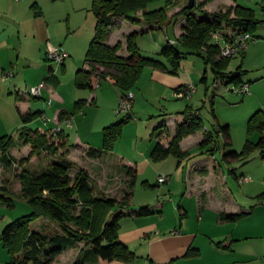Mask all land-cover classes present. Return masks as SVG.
<instances>
[{
  "label": "crops",
  "instance_id": "obj_1",
  "mask_svg": "<svg viewBox=\"0 0 264 264\" xmlns=\"http://www.w3.org/2000/svg\"><path fill=\"white\" fill-rule=\"evenodd\" d=\"M92 4L93 0H0V116L2 117V113L5 115V120L0 124V137L9 135L7 132L9 129L7 123L9 112L13 116V124L19 123V121L17 122L18 117L14 119L13 109L15 108L19 116L20 113H29L35 110L43 112L51 121L45 124L40 116L36 119L42 120L43 125L47 127L46 130L57 125L58 116L65 108L62 106L52 107L53 100L57 99L60 104H64L66 94L60 88L58 89L59 79L57 75L59 71L56 72V69L51 65L46 67L44 61L48 60L47 49L49 46L61 45L69 52L70 56L64 64L58 65L63 71L69 65L68 60L73 55H78L85 47L87 50L94 37L96 27V16L92 10ZM209 4L218 7L223 4L231 6L240 3L235 0H213ZM184 24L185 18L176 21V23L170 20L167 25L160 29L167 30L169 25H173L174 35L177 39L182 33ZM138 27L139 30L142 29L140 25L125 22L121 29L111 34L108 42L115 44L122 41L123 46L119 53L128 56L126 35ZM232 29L229 28V30ZM253 37L254 40L251 42H254L256 46L258 36L253 34ZM175 38L169 37L168 34L165 40L160 36L152 38L153 41L150 45L154 52L149 53L148 56L164 59L160 54L162 49L167 44L168 39L175 41ZM137 44L141 49L140 38L137 39ZM249 51L250 46L241 57L248 56ZM186 58H183L181 62ZM32 65H37L38 73L30 81V86H35L41 82L45 84L42 96L39 98H28L22 94V90L28 87L23 86L22 80L25 77V72ZM239 66L242 67V64ZM9 67L13 69L14 74L7 78L4 76V72ZM15 67H21L19 68L21 72L17 69L19 74L13 78L16 75ZM84 67L87 68L85 57L81 68ZM51 69L52 74H50ZM79 69L80 67L77 71ZM196 79L197 76L186 68L181 67L177 73H172L168 68L145 66L136 86L133 88L135 92L134 106L131 111L133 119H137V115H150L153 111H158L157 117L161 121L158 125L165 124L169 132L174 134L176 127L184 121L185 115L190 111L198 109L201 111L199 104L203 100L206 102L208 98L207 77H205L206 86L203 96L202 91L201 93L198 91ZM188 83L196 85L194 93L197 96L177 98L175 96L177 88ZM89 90V100L100 105V110L103 111L101 124L96 128L97 134H99L96 138L86 137L84 144L78 141L77 144L71 145L69 131L74 129L76 115L71 118L72 125L70 127L62 124L64 131L68 134L67 152L69 158L76 160L75 152L81 150L82 154L86 156L85 158L92 162L108 159H111L112 162L113 160L119 161L122 173L127 179L126 184L122 183V187L116 191L117 193H114V189L111 188L112 184L104 186L106 188L105 193L117 197L122 196L125 190H129V175L126 173L127 168L124 165L133 167L137 177L133 188L132 204L122 209L126 215L121 219L119 238L138 255V258L133 262L113 260L108 264L264 263V195L260 196L264 192V188L256 193V187L253 185L259 182L260 177H256L257 180L253 181L252 177L255 175L247 170L243 169L238 172V168L235 167L237 161L225 163L222 160L224 150H207L213 149L212 145L202 150L201 155L198 154V151L194 152L198 144L204 140L203 131H197L181 140V149L191 151L190 155L183 157L170 154L161 160L152 158L151 152L156 141L152 137V132L155 126L152 129L150 139L146 137L145 139L141 138V141L136 140L134 149H121L120 137L112 151L98 159L89 158L86 155V150L90 146L97 148L102 146L103 128L115 121L114 114H116L118 99L123 92L110 78L97 80L94 87ZM16 92L24 97L18 98ZM13 93H15L14 97ZM38 99L44 100L43 105L33 101ZM153 102H158L155 110H148L146 107L140 106V104L152 105ZM53 108L54 112L51 113ZM9 123L11 124L12 121ZM31 124L29 123L27 126ZM205 127L212 128L206 125ZM46 130L40 131L45 132ZM167 141L166 136L161 140L165 146H168ZM22 145L18 151L12 146L8 149L6 155L10 160L9 163L0 161V185L7 184L8 194L12 192L13 176L10 171L14 168H16V173L19 171V163L31 148L30 145ZM44 154L45 151L37 156L42 158ZM195 155L201 157L194 160L190 166V160ZM50 157L52 159L47 160L45 165H43L44 160L40 158L39 166L34 170L48 167L56 158L51 154ZM32 159L37 160L36 155ZM226 165H229L227 171L224 170ZM27 166H29V162ZM22 167L26 168L25 165ZM16 173L15 178H18ZM161 174L167 176L164 183L158 181ZM232 176L238 184H244L241 190L238 191L237 188H234ZM141 177H145L142 180L143 197L137 199L136 192ZM241 177L245 178L242 183L239 180ZM150 179L153 181L151 182ZM144 181H146V185L143 183ZM261 185L264 187L263 182ZM17 186V191L21 193L22 185L19 180ZM152 191H155L157 195L155 193L151 196ZM143 205H151L155 212L148 216L139 215L137 211ZM4 206L5 204L0 202V211H4ZM118 211L119 209L115 212ZM230 214L237 215L236 219L227 218V215ZM0 217L1 227L7 219V215L0 212ZM193 217L196 218V225L193 224ZM40 222L45 224L44 220ZM190 249L197 251V253L192 256L187 255V251Z\"/></svg>",
  "mask_w": 264,
  "mask_h": 264
},
{
  "label": "trees",
  "instance_id": "obj_2",
  "mask_svg": "<svg viewBox=\"0 0 264 264\" xmlns=\"http://www.w3.org/2000/svg\"><path fill=\"white\" fill-rule=\"evenodd\" d=\"M154 1L156 0H93L92 10L96 16L95 34L85 55L87 68H80L76 72L77 88L92 89L97 80L110 78L124 94L133 90L145 66L168 68L170 72L177 73L181 68V60L187 56H199L207 65H211L214 79H219L221 85L228 87L230 84L248 82L242 81V75L246 70H242L241 66L234 74H229L227 70L232 59L220 56V48L214 43L212 34L214 31L227 33L229 28H233L232 31L249 32L253 35L259 23L254 8L237 4L226 7V10L204 11L199 15L197 9L206 6L210 0H204L198 8L196 5L193 9L183 7L173 15L184 16L182 33L174 42H167L160 53L164 59H160L145 56L137 44V37L141 33L161 28L169 23L168 8L173 1L166 0L165 7L149 10L148 5ZM262 7L264 8L263 5ZM125 22L142 27L141 30L126 35L128 56L119 53L123 46L122 41L115 44L108 42L111 34L121 29ZM52 72L51 69L50 74ZM205 80L203 77L202 81ZM16 96L20 99L24 97L19 92H16ZM80 106L82 105L77 107ZM42 113L40 110L20 113L23 125L18 129V139L20 144L32 145L31 156L46 151L56 158L50 166L40 170L19 169L17 176L22 185L21 194L32 205L33 210L17 217L0 232V242L11 257L8 264H55L61 254L82 242L84 247L72 264H108L113 260L135 261L138 255L119 238L121 219L126 215L122 209L132 204L133 188L137 179L135 169L124 165L129 175V190H125L122 196L97 194L86 170L72 177L70 171L73 169V163L63 155L57 156L58 151L66 148L68 144V134L64 129L54 136L48 130L42 132L38 128L27 126ZM74 115L76 114L63 110L58 119L62 122ZM131 119L133 117L129 113L123 119L106 125L103 128L102 146L88 147L86 155L98 159L112 151L116 141L122 136L124 125ZM199 130L205 131L206 137L199 143L198 148L205 149L212 145L213 149L209 148L208 151H219L221 146L217 139L221 135L225 146L222 160L225 163H233L241 158V152L235 149L226 150V147L232 145L230 125L221 124L217 120L211 129L206 128L199 109L188 112L184 121L176 127L174 134L169 132L165 124L153 129L152 137L156 141L151 152L152 158L161 160L170 154L177 157L190 155L191 151L181 149L180 142L184 137ZM248 130L257 132L259 137L255 142H249L247 148L259 149L264 158V109H258L251 114L248 119ZM164 136L169 141L168 146L161 142ZM13 143L12 136L0 137L3 162H10L6 153ZM143 183L147 184L146 181ZM262 195L264 192L260 194ZM0 202L9 207L14 205V200L4 185H0ZM117 209L119 211L115 212ZM154 212L151 205H143L137 211L141 216H148ZM41 217L57 223L63 232L51 235L46 233L44 223L34 224ZM236 217L237 215L233 214L227 215V218L231 219ZM196 253L197 251L192 249L187 251L189 256Z\"/></svg>",
  "mask_w": 264,
  "mask_h": 264
},
{
  "label": "rangeland",
  "instance_id": "obj_3",
  "mask_svg": "<svg viewBox=\"0 0 264 264\" xmlns=\"http://www.w3.org/2000/svg\"><path fill=\"white\" fill-rule=\"evenodd\" d=\"M172 5L168 8V20L175 22L181 21L184 16L183 15H177L176 17H173V15L178 12L183 7L187 6L188 0H172ZM204 0H197L196 6L198 8V5H200ZM213 0H210L212 2ZM239 2L240 4L251 6L256 11V19L259 20V23L257 25V29L254 33V35L258 36L256 39V46L254 45V42H251L250 51L248 56L246 55L244 58H233L228 67L229 74L232 75L238 70V66L242 64V70H246V72L242 75V79L247 80L250 82V91L251 94L248 95H241V94H235L234 92L230 91L233 87V84H230L228 87L225 85H220L218 89L213 90L212 83L214 79V73L212 70L211 65H207L205 61L199 57V56H187L183 62H181V67L186 68L189 70L192 74L197 76V86L198 91L201 93L202 96L204 94L205 86L206 84L202 81V77H207L208 84H209V92H208V98L206 102L203 100L199 106L201 107V116L204 121V124L211 128L213 124L216 123L218 120L221 124H229L230 125V133L232 137V145L229 147H226V150L229 149H235L239 152H241L242 156L241 158L236 162L235 167L238 168V172L240 170H247L251 174L255 175L253 178L254 180H257L256 177H260L259 182H256V184H253L254 187H256V193L259 190H262L264 187L261 185V183H264V159L262 158L261 152L259 149H255L254 147L247 148V145L249 147V142H255L257 138L259 137L257 132L249 131L248 130V119L251 116L252 113H254L257 109H264V8L261 4L257 3L256 1L251 0H235ZM209 2V3H210ZM208 5V4H207ZM204 6L201 9H197L199 12V15L202 14L204 11L208 12H217L221 10H226V7L229 5L223 4L218 7H214V5H208ZM166 6V0H156L154 2H151L148 5L149 10H154L160 7ZM94 17V15H93ZM142 28V27H141ZM140 28H136V30H139ZM167 34L169 37L175 38L174 35V27L173 25H169L167 30L162 29H155V30H149L148 33H141L138 38H140L141 41V49L140 52L144 54L145 56H148L149 53L154 52V49L151 47L152 38L160 36L164 40L167 37ZM145 35V36H144ZM145 37V38H142ZM137 38V39H138ZM176 39V38H175ZM169 41V39H168ZM166 42V41H165ZM166 44V43H165ZM86 47L83 51H80L78 55H73L68 60V66L63 71L62 68H59V66L49 60H45L46 67L52 66L54 69H56V72L59 71L58 76L59 79V85L58 89L62 92H65L66 94V101L64 104H60L57 99L53 100L52 107L62 106V108H65L69 113L76 114V119L74 122V129H71L70 132V144L75 145L78 141L81 143H85V138H96L97 130L96 128L101 124V117L103 111L100 110V105H97L89 100L90 96V90L89 89H78L75 84V74L77 69L82 67L83 60L86 55ZM82 58V60H81ZM243 61V63H242ZM199 64V65H198ZM198 65V66H197ZM37 65H32L29 70L25 72V77L22 80L23 86L30 87V81L34 78L35 74L38 73V69H36ZM11 67L7 68L6 70H9ZM16 75L13 78H16L19 73H17V69L19 72L21 70L19 68L21 67H15ZM200 68V69H199ZM37 72H36V71ZM47 70V68H46ZM5 73V72H4ZM48 73V70H47ZM12 77V76H7ZM11 78V79H13ZM28 83H27V81ZM13 93V97H14ZM215 94V95H214ZM193 96H197V94H193ZM201 96V95H200ZM214 96L213 98H211ZM205 99V98H204ZM213 99V100H211ZM186 99H184V102ZM34 102L40 103V105H43L44 100L38 99L33 100ZM80 103V104H79ZM158 102H153L152 105L149 104H140L142 107H146L148 110H155V107L158 105ZM78 105H82L80 107H77ZM79 108L80 111L78 110ZM78 110V112H77ZM103 110H105L103 108ZM54 112V108L51 109V113ZM215 114V115H214ZM13 115L14 119L15 117H18L17 122L13 124V116L9 112L8 114V136H12L14 138V143L12 147L18 151L22 148V144L18 142L19 134L18 129L23 125L20 116L16 112V108L13 109ZM17 115V116H16ZM115 121H119L124 118V114L118 115L114 114ZM152 116V117H151ZM158 111H153L150 115H137V119H133L131 121H128L123 128L122 136H121V149L126 150L125 148H132L134 149V143L137 141H141V138H149L151 137L152 129L157 126L161 121L158 119ZM39 118V117H38ZM5 120V115L2 113V117L0 116V124ZM9 121H12L10 124ZM33 128H39L40 130H46V126L43 125L42 120L36 119L31 125ZM203 131V130H199ZM204 132V138L206 137L205 131ZM218 143L221 146V149L224 150V139L223 136H218ZM30 145V144H27ZM167 145H169V141H167ZM199 145V144H198ZM31 148L28 151V153L25 155L24 158H22L21 162L19 163L20 170L24 169L22 165H25L26 168H29L30 170H34L39 166V163L41 159H43V165L46 164V161L49 160L50 153L45 151V154L41 157L37 156L39 153L34 154L31 156L32 152V145H30ZM68 147L61 148L58 151V155H63L66 159L70 160L73 163V169L70 171V175L72 177L76 176L77 173L81 172L82 170H86L90 175L91 184L94 188V191L98 194H103L106 191V188L104 186H107L109 184H112L111 188L114 189V193H117L116 191L120 190L122 187V183L126 184V177L122 173V169L120 167V162L116 160L108 159L104 161H97L92 162L87 160L81 150H77L75 152V158L76 160H71L68 156L67 152ZM204 150L202 148L195 149L194 152H199L198 154H202L201 151ZM44 152V151H42ZM40 152V153H42ZM36 155L37 160L32 159L33 156ZM195 155L192 156V159L190 160V166L196 160L199 159L201 156ZM197 156V157H196ZM30 158V159H29ZM41 158V159H40ZM52 159V158H51ZM185 165V163H184ZM50 166V165H49ZM229 165H226L224 170L227 171ZM40 168V167H39ZM16 168H14L10 173L12 174V185L10 193L11 197L14 200V205L9 207L5 205L4 211L2 214L7 215L6 221L1 225V231L2 229L11 221L15 220L17 217L25 215L30 213L33 208L32 205L22 196L21 193L17 191L18 188V180L19 178H15ZM19 170V171H20ZM19 171H17L16 175H18ZM145 177H141L139 180V186L136 192L137 199H140L143 197V188L142 180ZM232 182L234 183V188H237L238 191L241 190L244 187L243 185H240L236 182L235 178L231 177ZM20 181V180H19ZM152 182L153 180L150 179ZM21 182V181H20ZM154 184V183H153ZM4 185L7 189V184H1ZM246 185V184H245ZM264 190V189H263ZM155 191L151 192L152 194H155ZM157 195V193H156ZM181 195V193H180ZM133 201V199H132ZM256 202V201H255ZM151 204V203H149ZM45 222L46 225V233L48 234H56V233H62V229L60 226L55 223L54 221L41 217L38 220L35 221V225L38 224L40 221ZM168 220V218H167ZM193 224L196 225L197 221L196 218H192ZM84 243H79V245L75 248L67 250L65 253L61 254L55 264H72L78 255V253L83 249ZM0 263L1 264H8L11 260L10 254L8 253L7 249L0 243Z\"/></svg>",
  "mask_w": 264,
  "mask_h": 264
},
{
  "label": "built area",
  "instance_id": "obj_4",
  "mask_svg": "<svg viewBox=\"0 0 264 264\" xmlns=\"http://www.w3.org/2000/svg\"><path fill=\"white\" fill-rule=\"evenodd\" d=\"M251 1H258L260 4L264 6V0H251ZM212 36L214 43L217 44L220 48L219 49L220 56L223 58H230V59L241 57L243 53L248 49L250 42L254 40L253 35L249 32L232 31V30H228L227 33L214 31ZM171 42L174 41L172 40ZM46 55L50 61L56 63L57 65L63 64L70 56L69 52L61 45L49 46ZM13 74L14 71L12 68H10L5 72L4 76L5 77L13 76ZM221 84L222 83L219 79H213V83H212L213 90L218 89V87ZM44 86L45 84L41 82L35 86L24 88L22 90V94L27 96L28 98H39L42 96V90ZM229 90L234 92L235 94H241L243 96L251 94L250 83L248 82H243L238 85H233V87ZM195 91H196V85H194L193 83H188L185 86L177 89L175 92V96L177 98H190ZM134 101H135V92L133 90L127 91L126 93L122 94L118 99V106L115 110L116 114L127 115L131 113L134 106ZM40 118L43 120L45 124L51 121V119L47 117L44 113L41 114ZM71 118H67L62 122L58 121L57 125L51 127L48 130V132L51 135L57 136L58 132H60L63 129L62 124H65L68 127L72 125ZM2 157H3V150L0 147V160ZM166 180H167V176L165 174H161L158 178V181L160 183H164L166 182ZM239 180L242 183L245 181V178L241 177Z\"/></svg>",
  "mask_w": 264,
  "mask_h": 264
},
{
  "label": "water",
  "instance_id": "obj_5",
  "mask_svg": "<svg viewBox=\"0 0 264 264\" xmlns=\"http://www.w3.org/2000/svg\"><path fill=\"white\" fill-rule=\"evenodd\" d=\"M197 0H188L187 8L193 9L196 5Z\"/></svg>",
  "mask_w": 264,
  "mask_h": 264
}]
</instances>
